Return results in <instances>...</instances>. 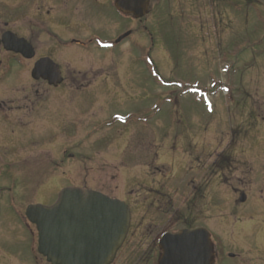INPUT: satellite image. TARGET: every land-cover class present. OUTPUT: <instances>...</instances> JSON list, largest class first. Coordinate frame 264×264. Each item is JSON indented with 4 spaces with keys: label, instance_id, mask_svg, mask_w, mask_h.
<instances>
[{
    "label": "flooded vegetation",
    "instance_id": "1",
    "mask_svg": "<svg viewBox=\"0 0 264 264\" xmlns=\"http://www.w3.org/2000/svg\"><path fill=\"white\" fill-rule=\"evenodd\" d=\"M166 1L149 0L136 17L119 11L118 0H0V264H51L38 252L27 211L57 201L60 193L49 196L42 182L53 166L58 171L50 176L65 178L70 133H83L74 144L83 146L94 135L147 125L148 108L138 111V104L148 98L149 71L157 75L151 54L164 45V16L150 12L162 11ZM174 2L212 18L218 5L244 6L243 0ZM202 28L210 37V27ZM155 97L179 106L188 96ZM129 101L137 110L125 111ZM254 119L264 127V113ZM225 138L226 146H190V166H176V175L156 168L167 181L140 182L141 203L119 200L130 221L112 264H158L166 234L198 228L210 235L213 264H264V146H243L233 131Z\"/></svg>",
    "mask_w": 264,
    "mask_h": 264
},
{
    "label": "rangeland",
    "instance_id": "2",
    "mask_svg": "<svg viewBox=\"0 0 264 264\" xmlns=\"http://www.w3.org/2000/svg\"><path fill=\"white\" fill-rule=\"evenodd\" d=\"M243 1V7L218 5V18L205 14L203 8L196 13L192 6L176 8L174 0H167L162 11L153 7L151 14L164 16L160 33L164 45L152 51L157 75L149 71L148 98L142 95L138 104V111L148 108L147 125L137 126L140 129L135 131L130 127L121 135H94L83 146L74 144L85 135L70 133L66 176L53 179L58 171L53 166L42 182L49 186L48 195L53 197L66 187H83L141 203L140 182L164 184L167 179L156 168L171 176L176 175V166H190V146H226L230 131L242 139L248 136V140L239 139L243 146L247 142L264 146V127L254 119L264 113V0ZM202 27H210V37L204 36ZM170 94L188 97H180L179 106L164 99L158 102L155 97ZM205 97L211 101L209 108ZM130 103L125 111L137 110ZM246 117L250 119L243 124ZM221 190H225L222 198L228 197L225 187ZM184 199L182 196L181 201ZM217 213L214 207V216Z\"/></svg>",
    "mask_w": 264,
    "mask_h": 264
},
{
    "label": "water",
    "instance_id": "3",
    "mask_svg": "<svg viewBox=\"0 0 264 264\" xmlns=\"http://www.w3.org/2000/svg\"><path fill=\"white\" fill-rule=\"evenodd\" d=\"M149 0H118L119 11L143 16ZM38 252L51 264H112L129 228V208L81 187L65 188L52 206L34 205ZM158 264H213L210 235L203 229L166 234Z\"/></svg>",
    "mask_w": 264,
    "mask_h": 264
}]
</instances>
